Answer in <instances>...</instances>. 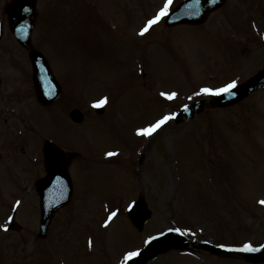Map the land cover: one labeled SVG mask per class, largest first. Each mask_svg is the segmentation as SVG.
<instances>
[{"label":"rangeland","instance_id":"obj_1","mask_svg":"<svg viewBox=\"0 0 264 264\" xmlns=\"http://www.w3.org/2000/svg\"><path fill=\"white\" fill-rule=\"evenodd\" d=\"M161 1L39 0L38 13L53 23L45 22L41 34L38 17L31 41L37 44L41 38L45 46L55 45L48 51L54 54L50 63L64 76V88L74 101L87 99L81 124H91L86 131L70 129L65 117L50 110L51 106L38 110L29 104L32 111H25L21 106L28 100L40 104L34 99L26 58L21 57L22 70L13 71L11 63L5 62L9 57L5 50L14 58L18 53L16 47L7 44L0 57V75L4 73V80L10 79V86L15 72L21 73L19 84L24 98L16 100L15 113L8 110L4 115L15 119L14 129L24 130L29 129L24 123L28 112L32 117L29 127L36 131L16 135L0 123L4 153L10 149H14L13 154L21 153L22 143L26 146L22 153H29L26 143H31L29 149L36 152L35 141L42 132L80 146L86 142L98 148L117 144L114 137L132 142L135 139L127 136L129 125L147 122V127L198 97L207 102L208 93H202L199 85L217 88L232 80L243 81L262 67L264 0H225L202 24L191 27L194 29L159 24L147 36L138 37L135 30L140 22L156 7L159 12L166 3ZM179 1L173 0L170 7ZM47 5L51 6L49 10ZM53 26L57 31L51 30ZM111 53L115 57L108 58ZM165 92H175L176 96L168 99L161 95ZM104 97L108 98L102 105L104 111L97 114L94 104ZM3 98L0 91V100ZM144 137L145 148L132 156L130 164L124 161L127 150L109 164H81L79 192L75 185L73 201L55 214L46 238L38 235L36 210L25 214V205L16 213V222L21 225L18 231L5 233L0 220V264H109L149 233L176 227L190 240L189 248L159 254L146 264H250L224 255L230 256L231 249H245L248 243L255 247L264 242V204L260 203L264 200V87L233 106L207 107L178 124L169 120ZM23 163L21 169H10L24 174L29 169L25 167L28 162ZM23 182L21 174L9 172L1 181L0 197H8ZM135 191L151 211L143 230L136 231L121 208L107 231L99 230L97 225L104 216L102 205L109 215L119 207L116 205L136 199V194L132 196ZM102 199L105 203L101 205ZM77 200L83 205L79 207ZM8 205H3L4 214ZM81 207L83 212L73 216ZM86 211L95 214L84 215ZM221 242L227 245L221 247ZM205 244L218 249L205 250Z\"/></svg>","mask_w":264,"mask_h":264},{"label":"water","instance_id":"obj_2","mask_svg":"<svg viewBox=\"0 0 264 264\" xmlns=\"http://www.w3.org/2000/svg\"><path fill=\"white\" fill-rule=\"evenodd\" d=\"M222 2L223 0H193L189 3L187 9L194 11V14L192 13L190 17L180 16L174 21L169 22L166 20V22L168 24H173L177 22H193V23L200 22L204 19L206 13L210 9L218 7ZM33 3L34 2L32 0H29L28 2L22 0H14L12 5L8 8V15H9V20L11 22V28L14 29L15 31H18L17 32L18 38L22 37L20 31H24L26 27L27 29L28 28L31 29L33 25V18L35 16L33 12ZM24 44L27 46L28 44L27 39L24 41ZM31 57L33 60V67H34L33 79H34L37 97L42 102L51 101L59 93V88L55 83V79L53 78L51 72L47 68L45 61L41 59V57L37 56L36 52H32ZM262 80L264 81V70L259 72L257 76L250 79L249 82L235 88L234 89L235 95L229 101L218 102L216 100L215 104L222 105L237 101L241 97L247 95L251 90L257 88L262 82ZM54 89L56 91H54ZM46 95H49L48 99L45 98ZM219 100L222 101V99ZM199 105H200L199 103H195L192 106H190L191 109L190 115H193L195 111L201 108ZM51 178H52V173L50 172L46 181L49 180L51 181ZM43 195L44 193L41 192V214H42L41 233L44 234L47 229V225L52 217L53 212L60 205L63 204V201H55L54 199L48 200V197L47 196L43 197ZM137 213H138V221L139 223H141L145 217V211L141 205L139 206ZM131 218L132 219L136 218V213L133 212L131 214ZM168 246H170V244L167 240H164L163 244L158 248H155L153 243H151L147 248V252L155 253L158 251H163ZM177 246L183 247L185 246V243L181 242ZM244 257H246V259H248L249 261H264V247L257 252L246 253L244 254ZM144 259L145 258H142L138 263L137 262L135 263L133 261V264H139L141 263V261H144Z\"/></svg>","mask_w":264,"mask_h":264},{"label":"snow or ice","instance_id":"obj_3","mask_svg":"<svg viewBox=\"0 0 264 264\" xmlns=\"http://www.w3.org/2000/svg\"><path fill=\"white\" fill-rule=\"evenodd\" d=\"M172 2H173V0H166L164 7L160 9L158 14L156 16H154L152 19L148 20L145 27H143L141 29V34H144L145 32H147L149 30V28L152 25L156 24L162 17H165L168 15L169 5H171ZM236 86H237V81L232 80L228 84H226L222 87H219V88H211V87L202 88L201 92L202 93H208V94L228 93V92H231L232 89L236 88ZM161 95L166 96L168 99H173L176 96V93L175 92H173V93H166L165 92V93H161ZM232 95H235V92H232ZM107 99H108L107 97H104L102 100L96 102L94 104V106L95 107L102 106L103 104L107 103ZM185 107H187V105H185ZM175 116H176V113L166 114V115L162 116V118L157 120L155 123H153L147 127L138 128L137 133L140 135H151V134L155 133L158 129H161V127L163 125H165L169 120L174 119ZM107 155L113 156V155H115V153L109 152V153H107ZM17 203H19V201ZM260 203L264 204V200H261ZM130 207H131V205H130ZM116 215H117V212L112 211L109 214L108 219L104 221L105 225L107 226L109 221H111L112 218L115 217ZM9 219H11V217ZM3 227L6 229L7 225H4ZM176 231H180V229H176ZM148 239L151 240L152 237H149ZM89 243L91 244V241H89ZM221 247H223V245H221ZM244 247L246 250L255 251V249L253 248L251 243L246 244ZM261 247H264V245H262ZM138 254H139V250L126 253L125 257H124V261H122V264H126V262L128 260H130L132 257L137 256Z\"/></svg>","mask_w":264,"mask_h":264}]
</instances>
